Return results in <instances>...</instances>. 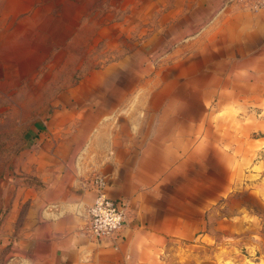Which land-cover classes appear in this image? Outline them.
<instances>
[{
	"label": "crops",
	"instance_id": "0c3cea01",
	"mask_svg": "<svg viewBox=\"0 0 264 264\" xmlns=\"http://www.w3.org/2000/svg\"><path fill=\"white\" fill-rule=\"evenodd\" d=\"M222 1L85 0L77 15L50 22L43 48L19 35L18 44L34 49L19 58L23 68L49 54L53 80L29 89L55 95L35 104L48 111L1 167L0 264H162V238L179 227L163 230L165 217L153 223L151 201L181 152L174 142L186 140L175 126L203 123L187 119L185 93L196 109L229 108V120L256 109L243 118L264 140V10L233 3L216 15ZM73 26L82 36L76 82ZM157 73L177 84L137 83ZM94 176L105 177L109 198L128 201L116 251L84 231Z\"/></svg>",
	"mask_w": 264,
	"mask_h": 264
},
{
	"label": "rangeland",
	"instance_id": "374dc122",
	"mask_svg": "<svg viewBox=\"0 0 264 264\" xmlns=\"http://www.w3.org/2000/svg\"><path fill=\"white\" fill-rule=\"evenodd\" d=\"M84 1L0 0V178L2 165L28 144L35 120L48 111L35 104L55 95L29 89L53 80L49 54L34 68H23L26 61L18 62L19 58L34 49H26L17 39L20 35L32 43L39 40L36 47L43 48L50 22L77 15ZM76 23L80 24V19ZM24 27L26 31L21 30ZM73 27L69 38L74 39L78 58L73 61L76 82L82 63V36ZM13 64L20 66L13 68ZM154 64L152 69L159 71L161 62ZM138 67H142L140 60ZM13 74V81L20 86L11 92L9 80ZM66 74L67 70H59V84L64 83ZM157 74L138 78L137 83L177 84L172 77ZM185 95L187 119L201 118L203 123L175 126L184 132L186 140L174 142L181 152L171 158L170 170L156 186L157 199L151 203L152 222L156 224L165 217L163 230H173L177 222L179 231L162 238L159 260L162 264H264V140L259 139L261 127L243 118L257 110L251 107L239 114V121L229 120V108L196 109L195 95L188 91ZM207 111H212L211 117Z\"/></svg>",
	"mask_w": 264,
	"mask_h": 264
},
{
	"label": "built area",
	"instance_id": "2783aa9c",
	"mask_svg": "<svg viewBox=\"0 0 264 264\" xmlns=\"http://www.w3.org/2000/svg\"><path fill=\"white\" fill-rule=\"evenodd\" d=\"M238 3L251 10H264V0H223L218 15L227 6ZM94 193V198L86 208L84 231L97 243L108 244L113 250L118 249L120 232L127 223L129 205L125 199H111L106 193V180L103 176H94L87 183Z\"/></svg>",
	"mask_w": 264,
	"mask_h": 264
}]
</instances>
